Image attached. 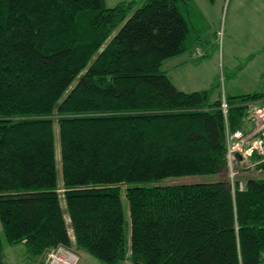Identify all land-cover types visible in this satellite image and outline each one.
I'll return each mask as SVG.
<instances>
[{
    "label": "trees",
    "instance_id": "1",
    "mask_svg": "<svg viewBox=\"0 0 264 264\" xmlns=\"http://www.w3.org/2000/svg\"><path fill=\"white\" fill-rule=\"evenodd\" d=\"M197 11L0 0V264L4 244L69 248V229L101 264H264V158L227 153L264 90L211 99L162 68L201 39ZM196 174L219 177L163 182Z\"/></svg>",
    "mask_w": 264,
    "mask_h": 264
},
{
    "label": "rangeland",
    "instance_id": "2",
    "mask_svg": "<svg viewBox=\"0 0 264 264\" xmlns=\"http://www.w3.org/2000/svg\"><path fill=\"white\" fill-rule=\"evenodd\" d=\"M118 1L121 0H104V3L112 6ZM140 1L137 0V5ZM260 2L264 4V0H193L198 10L193 16L195 28L204 30L202 40L192 42V47L182 53L185 62L181 67L175 66L178 59L174 58L162 65L179 89L190 91L213 86L211 99L218 93L264 90V11H252ZM194 45L199 48L192 50ZM252 175L264 178V170ZM218 177L216 174L183 175L165 178L163 182H210ZM69 233L72 239L69 248L50 249L40 259H32L22 243L4 244L5 259L8 264H101L85 250L78 249L70 229Z\"/></svg>",
    "mask_w": 264,
    "mask_h": 264
},
{
    "label": "built area",
    "instance_id": "3",
    "mask_svg": "<svg viewBox=\"0 0 264 264\" xmlns=\"http://www.w3.org/2000/svg\"><path fill=\"white\" fill-rule=\"evenodd\" d=\"M250 103L247 108V125L243 129L227 133V153L229 157L233 151L237 150L246 154L256 153L264 158V104L258 101ZM221 106L225 111L226 103L224 100H222ZM230 173L232 175L233 170H230ZM50 255L53 258V255ZM62 262L65 261L62 260Z\"/></svg>",
    "mask_w": 264,
    "mask_h": 264
},
{
    "label": "crops",
    "instance_id": "4",
    "mask_svg": "<svg viewBox=\"0 0 264 264\" xmlns=\"http://www.w3.org/2000/svg\"><path fill=\"white\" fill-rule=\"evenodd\" d=\"M246 1H248V0H243V2H246ZM254 4H255V3H254ZM252 8H253V10H252L253 12L256 11V10H259V11H262V12H263V11H264V4L260 2L259 4H257L256 6H253ZM259 13H260V12H259ZM244 20H245V17H243V20H242V21H244ZM201 38H202V36H201ZM200 40H202V39H200ZM200 40H199V41H200ZM191 47H192V46H191ZM193 47H194V48H193L192 50H196L197 48H199V47H196L195 45H194ZM192 50H191V51H192ZM203 51H204V53L206 52L205 50H203ZM190 53H191V52H190ZM192 53H193V52H192ZM204 53H203V55H205ZM179 56H180V57H179ZM190 56L192 57V54H190ZM176 57H179V58H176ZM173 58H174V59H178V61L175 63V66H177V67H179V66L181 67V66L184 64V62H185V57H184V55L182 56V53L179 54V55H176V56H174V57H171V58H169V59H167V60H170V59H173ZM167 60H166V61H167ZM166 61H165V62H166ZM165 62H164V63H165Z\"/></svg>",
    "mask_w": 264,
    "mask_h": 264
}]
</instances>
